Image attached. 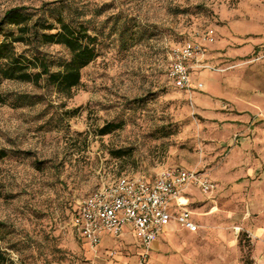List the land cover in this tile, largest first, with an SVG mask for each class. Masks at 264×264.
<instances>
[{
	"label": "rangeland",
	"instance_id": "obj_1",
	"mask_svg": "<svg viewBox=\"0 0 264 264\" xmlns=\"http://www.w3.org/2000/svg\"><path fill=\"white\" fill-rule=\"evenodd\" d=\"M20 6L34 18L83 22L98 35L99 53L71 98L29 82L2 83L0 264H138L132 240L104 239L94 251L80 238L75 213L102 182L122 174L149 176L183 165L213 177L231 151L213 135L228 132V123L206 117L197 99L208 94L220 105L223 89L264 90V43L245 54L229 52L244 45L238 38L244 33L231 25L249 20L245 29L254 28L264 0H0V20ZM14 28L0 27V41ZM210 28L218 40L208 45L213 69L192 72L191 92L176 87L168 78L172 49L200 42ZM16 48L25 51L22 44ZM41 48L56 62L69 58L61 45ZM110 122L118 127L98 133ZM209 194L194 195L201 229L160 240L163 248L150 254L151 264L250 261L243 232L239 250L229 249L230 241L224 249L226 240L208 232L201 206Z\"/></svg>",
	"mask_w": 264,
	"mask_h": 264
},
{
	"label": "crops",
	"instance_id": "obj_2",
	"mask_svg": "<svg viewBox=\"0 0 264 264\" xmlns=\"http://www.w3.org/2000/svg\"><path fill=\"white\" fill-rule=\"evenodd\" d=\"M255 21L257 23H254L255 26L251 29L244 27L245 23L250 22L249 20H241L238 25H231L232 28L237 26L239 32L244 33V37L238 36L240 40H243L244 45L237 51L230 48L229 52L245 54L251 50L253 44L264 43V15L256 17ZM209 44L211 43H206L205 61L211 64ZM204 70L206 69H198L199 73L206 72ZM203 87L205 88V85ZM223 90L219 98L220 105L213 104L208 99V94H205V97L199 96L197 99L198 109L206 117L228 123V132L214 133L213 136L220 139L223 147L231 146L226 161L213 172L211 178L218 185V189L209 194V201L202 203V214H204L208 232L219 234L226 240L223 242L224 249H228V241H230L229 249L239 250V235L243 232L252 246L251 264H264V90L258 89L254 94L238 93L236 89ZM226 106L229 108L225 109ZM235 124L239 132H234ZM197 191L203 192L198 187H192L186 194L187 208L192 211V220L198 225L197 231L182 227L177 221L172 220L166 226V236L178 237L183 230L195 233L201 229V213L192 208V204L197 200L194 196ZM225 202L228 206H223ZM178 212L179 209H175L173 214L176 215ZM166 236H160L153 242L151 254L155 255L160 248H163L160 240ZM104 239L115 243L109 234H105ZM124 240L134 242L138 251L139 264L141 242L131 228L126 229L121 235L119 241ZM218 263V259L217 262L207 261V264ZM147 264H151L149 259ZM227 264L246 263L240 260L229 261Z\"/></svg>",
	"mask_w": 264,
	"mask_h": 264
},
{
	"label": "built area",
	"instance_id": "obj_3",
	"mask_svg": "<svg viewBox=\"0 0 264 264\" xmlns=\"http://www.w3.org/2000/svg\"><path fill=\"white\" fill-rule=\"evenodd\" d=\"M203 40L187 41L172 49L168 78L178 88L192 91L191 74L198 69H213L205 61L206 43L217 40L216 30L207 29ZM199 88L203 83L198 84ZM192 187L213 193L218 185L209 172L175 165L163 168L154 175L121 176L102 182L79 205L74 223L80 238L95 251L105 234L118 242L131 228L141 242L139 264H147L153 242L166 236V226L177 221L182 227L197 231L192 211L187 208L186 194ZM175 209H179L174 215Z\"/></svg>",
	"mask_w": 264,
	"mask_h": 264
},
{
	"label": "trees",
	"instance_id": "obj_4",
	"mask_svg": "<svg viewBox=\"0 0 264 264\" xmlns=\"http://www.w3.org/2000/svg\"><path fill=\"white\" fill-rule=\"evenodd\" d=\"M3 26L15 28L6 32L0 41V103L5 100L1 91L4 80L29 82L71 98L74 90L82 84L84 69L98 57V35L78 20H67L62 15H57L54 21L34 18L28 7L20 6L5 12L0 20V27ZM17 44L24 45L25 51L19 53ZM54 44L68 50L67 60L56 62L41 50L43 45ZM117 127L110 122L98 133L106 135ZM116 154L120 156L121 151ZM121 176L125 174L118 177ZM246 264H251V261Z\"/></svg>",
	"mask_w": 264,
	"mask_h": 264
}]
</instances>
